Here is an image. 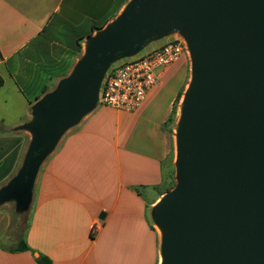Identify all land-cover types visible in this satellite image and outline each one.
Here are the masks:
<instances>
[{"label":"water","instance_id":"obj_1","mask_svg":"<svg viewBox=\"0 0 264 264\" xmlns=\"http://www.w3.org/2000/svg\"><path fill=\"white\" fill-rule=\"evenodd\" d=\"M175 32L187 45L191 76L175 137V184L151 209L160 264H264V0H130L85 38L71 73L33 105L32 122L19 127L30 144L0 204L27 208L40 164L95 108L112 63Z\"/></svg>","mask_w":264,"mask_h":264},{"label":"crops","instance_id":"obj_2","mask_svg":"<svg viewBox=\"0 0 264 264\" xmlns=\"http://www.w3.org/2000/svg\"><path fill=\"white\" fill-rule=\"evenodd\" d=\"M129 1L0 0V189L21 168L31 137L19 127L32 122L33 105L71 73L79 40ZM162 86L133 112L101 106L63 133L37 170L21 237L0 210V264H160L147 214L165 194V161L168 183L173 174L166 122L177 94L163 99ZM20 240L29 251L11 253Z\"/></svg>","mask_w":264,"mask_h":264},{"label":"built area","instance_id":"obj_3","mask_svg":"<svg viewBox=\"0 0 264 264\" xmlns=\"http://www.w3.org/2000/svg\"><path fill=\"white\" fill-rule=\"evenodd\" d=\"M189 57L183 38H174L145 54L129 58L105 73L96 105L115 111L133 112L159 83L163 72L182 57Z\"/></svg>","mask_w":264,"mask_h":264},{"label":"rangeland","instance_id":"obj_4","mask_svg":"<svg viewBox=\"0 0 264 264\" xmlns=\"http://www.w3.org/2000/svg\"><path fill=\"white\" fill-rule=\"evenodd\" d=\"M166 37H167L166 41H169V40L174 39V38H180L181 36L177 32H175V33L168 34ZM165 39L164 38L158 39L156 37H152V38L147 39L145 44H144V47L138 52V54L136 56L139 57V56L145 54L146 52L163 45L166 42V41L164 42ZM85 44H86V40L84 39L82 41V45H80V48H81L80 53H77L75 55V56H77V60H79L81 58V56L84 52ZM134 57H131V58H134ZM128 59L129 58L118 59L117 61H115L114 63H112L109 66V68L107 69L106 72H108L112 68L113 69L117 68L119 65H121L122 62H124ZM190 76H191V65H190L189 57L187 56V58H186L185 56H182L177 61V63H175L168 71L163 72L161 77H160V80L162 81V84H163L162 93H161L163 99L168 100L169 97L171 96L172 92H174L176 89H177V93L180 92V94H181V97H180L178 103H176V105L174 106V111H173V114L170 116L171 117L170 120L167 121V124H168L167 127L171 133L172 142H173V152H172V155L170 156V157H172L173 162H175V155H176V153H175V137H176V131L178 128V122H179V118H180L181 102H182L185 90L187 88V85L189 83ZM94 109L95 110L101 109V106L96 105ZM162 173L165 175V181H164V184H162L159 188V194L163 193V192L164 193L168 192L170 189L173 188V186L175 184L174 170H173L172 177L170 178V182L168 183L166 181L167 180V177H166V175H167V161H165L162 165ZM34 191H35V188H34V184H33L32 189H31L30 203L32 201ZM150 194H151L150 191H146L145 192V198L148 197V195H150ZM30 203L27 206V208L24 210H21L20 207L17 205V203L14 200L5 201V202L0 204V210L5 211V213H7L10 217L11 232H13V234H17L18 238H19V236L21 237L22 231L26 226ZM148 211L150 214L151 209ZM147 216H149L148 222L153 224V222L151 220V216L148 214H147ZM153 227L157 231L155 226H153Z\"/></svg>","mask_w":264,"mask_h":264},{"label":"trees","instance_id":"obj_5","mask_svg":"<svg viewBox=\"0 0 264 264\" xmlns=\"http://www.w3.org/2000/svg\"><path fill=\"white\" fill-rule=\"evenodd\" d=\"M102 27H103V24L100 27L95 28L94 30H91L90 34L93 33V31H98ZM81 39L77 43L76 53H80V50H81L80 41H81ZM2 85H3V79L0 76V88L2 87ZM180 97H181V94H180V92H178L174 98L173 103H172L171 112H170V115H169V118L167 119V121L170 120V118H171L170 116L173 114V111H174V106L176 105V103H178ZM166 124H167V122H166ZM24 251H29V248L26 246V244L22 240L19 241V243L17 244V246L14 249L10 250L11 253H18V252H24ZM35 262H36V264H51V261L44 256H39L37 259H35Z\"/></svg>","mask_w":264,"mask_h":264},{"label":"bare ground","instance_id":"obj_6","mask_svg":"<svg viewBox=\"0 0 264 264\" xmlns=\"http://www.w3.org/2000/svg\"><path fill=\"white\" fill-rule=\"evenodd\" d=\"M155 228H156V229H157V231L160 233V231H159L158 227H157V226H155Z\"/></svg>","mask_w":264,"mask_h":264}]
</instances>
